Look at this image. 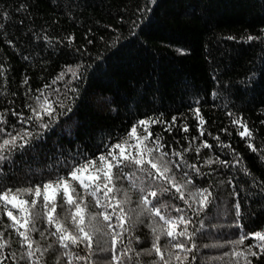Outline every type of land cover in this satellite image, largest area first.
I'll use <instances>...</instances> for the list:
<instances>
[{
  "label": "trees",
  "instance_id": "16d2710c",
  "mask_svg": "<svg viewBox=\"0 0 264 264\" xmlns=\"http://www.w3.org/2000/svg\"><path fill=\"white\" fill-rule=\"evenodd\" d=\"M0 25V113L7 121L0 125V143L9 133L30 134L26 144L17 141L23 148L3 153L8 158L0 161V192L41 189L40 197L24 195L23 199L36 200L32 214L38 231L31 235L46 249L42 264H56L57 260L67 264L68 257L62 255L66 251L88 255L83 245L61 248L57 236L52 235L55 226L47 223L43 185L60 179L76 188L78 195L73 199H79L87 210L86 230L93 231L88 225L101 229L93 237V252L97 240L108 241L105 246L110 247V236H103L107 222L101 216L96 221L91 217L111 214L112 207L105 205H115L127 192L131 202L123 207L132 219L124 227L131 231L125 232L122 240L127 245L131 239L129 247L135 252L129 251L132 259L126 255L122 264L158 261L154 254L144 255L143 249L154 239L152 227L163 225V221L147 211L139 215L143 209L138 206L142 195L156 190L158 196L149 199L161 207L166 218L184 216L191 221L187 231L193 240L178 241L196 244L194 252L186 253L187 264H237L225 256L233 250L230 242L242 233L264 230V0H156L155 4L151 0H0ZM248 36L258 39L247 41ZM61 73L63 79H58ZM37 97L40 102L47 98L55 108V118L46 128L40 127L49 121L46 114L41 113L42 121L29 119L33 115L29 106L38 107ZM197 109L205 120L203 136ZM173 118L176 123L170 132L165 131ZM142 120L161 121L148 126L153 136L145 143L151 146L152 140L160 137L163 151L169 153L165 159L180 164L179 168L170 165V175L182 186L184 200L170 184L150 178L128 163L113 168L115 190L109 200L98 192L101 206H97L89 194L92 188L85 192L71 180V172L89 161L99 163V157L111 151L119 155L115 145L125 140L127 154L135 155L137 141L129 134L137 127L138 133L145 135L139 127ZM234 120L242 121L252 137L241 138L243 128ZM184 126L188 132L182 131ZM217 136L219 140L214 139ZM204 142L212 148L203 147ZM250 143L258 152L251 151ZM173 152L181 153L183 160ZM210 159L218 162L209 164ZM219 161H228V166ZM193 164L199 174L188 167ZM189 178L192 184H187ZM197 189L212 193L204 208L193 199ZM57 191L54 218L75 232L71 222L74 208L65 202L62 189ZM237 201L241 203L243 229L235 226ZM7 207L20 216L11 205ZM0 218V232L11 242L5 254L15 252L19 264H28L19 260L25 249L17 243L21 237L15 230L6 227L11 221L3 207ZM111 222L120 223L115 216ZM113 230L119 232L120 228ZM176 242L161 238L166 253L170 243ZM257 243L249 239L236 247L243 251L252 245L255 251ZM123 245H117L118 252L124 250ZM106 255L110 254L101 257ZM250 259L253 264H264V257ZM72 264L87 262L73 258ZM239 264H243L242 258Z\"/></svg>",
  "mask_w": 264,
  "mask_h": 264
},
{
  "label": "snow or ice",
  "instance_id": "6c2138e0",
  "mask_svg": "<svg viewBox=\"0 0 264 264\" xmlns=\"http://www.w3.org/2000/svg\"><path fill=\"white\" fill-rule=\"evenodd\" d=\"M156 0H151L152 4H155ZM23 7V5L21 6ZM3 18H7V14H3ZM2 27V25H0ZM228 39H235L234 37H228ZM247 41H253L258 39V37L248 36ZM2 69H0V74H2ZM69 72L73 70L71 68L68 69ZM64 73H61L58 79H63ZM74 78L76 77V73H73ZM27 83V80L24 81ZM43 95V93L41 94ZM38 107H32L31 111L33 115L29 117V119H34L36 121L43 120V114H46L49 117V121L47 123H40V127L46 128L48 127V123L54 119L55 108L53 104L45 98L42 102H40V97H37ZM60 107H64L63 104H59ZM19 115L18 113H14ZM197 119L199 121V125L201 126L200 135H204L203 125L205 124V120L203 116L199 114V109L196 110ZM231 115V113H229ZM7 121L4 118V114L0 113V125L5 124ZM152 123H161L160 120L148 121L142 120L139 122V127L143 129L142 135L138 133L137 127H133L130 132V137L135 139L137 143L134 145L136 149L135 155H128V140H125L123 143H118L115 145V149L119 150V155L115 153V151L109 152L108 156H100L99 163L96 161H89L87 164L76 168L71 172V180L78 182L79 186L88 192V189L91 187L92 191L89 193L96 199V205L101 206L100 200L97 197L98 192H103L106 200H109V194L115 190V184L113 183V168L120 167L123 164L125 167L128 163L136 165L139 170L145 172V174L156 180H163L165 184H170L171 187L175 188L177 193H180L179 199L184 200V195L182 192V186L177 182L175 175H170L173 172L171 164H175L177 168L180 167V164L175 161L166 160L165 157L169 155L168 152L163 151V145L160 143V137H155L152 140L151 146L146 144L145 141H148L149 138L153 136V133L149 132L148 126ZM176 123L175 118H173L172 122L167 125L165 131H171L172 126ZM234 124H239L243 131L239 133L241 138H251L253 133L248 129V127L243 124L240 120H234ZM0 131H3L0 128ZM183 132H188L189 128L184 126L182 129ZM30 136L29 133L24 132L21 134H17L13 136L11 133L8 134L7 139H3L2 143H0V161L7 159L8 157L3 155L5 151H11L16 147L23 148L24 144H17L18 140H24L25 144L27 143V139ZM214 139L219 140L220 138L214 137ZM225 147H231L230 145H224ZM251 151L258 152V149L253 146L251 143L248 145ZM203 147L212 148V145L204 142ZM197 153H199V149H197ZM172 155L180 156L181 160L183 157L179 152H173ZM111 157V159H109ZM264 158V157H262ZM240 158L237 157V163H239ZM127 162V163H125ZM217 160H209V164L217 163ZM186 163V162H185ZM219 163L224 166H228V161H219ZM148 167H145V166ZM188 167L194 169L197 174L200 173V169L197 168L194 164L188 165ZM155 170L153 171L151 170ZM246 175H250V173L245 170ZM187 175V173H185ZM193 180L189 178L187 180V184H192ZM231 184V181H229ZM264 184V181L261 182ZM58 189H62L63 197L65 202L69 205H72L74 208V212L71 216L72 225L75 227L76 231L73 232L69 228L65 227L63 222H60L58 219L54 218V214L56 212V203L55 197L59 195ZM141 192H144L145 189L141 188ZM164 192L169 191L168 188L163 189ZM264 191V189H262ZM44 203L43 207L47 209L45 215L47 216V223L49 225L55 226V231L52 232L53 236H57L60 247L63 249H69L70 246L80 247L83 245L84 251L88 253V255H78L71 251H66L62 253L63 256L68 257L67 264H72L73 258L86 261L87 264H122V258L128 255L129 251L135 252V249H131L129 245L131 244V239L127 245H123L122 237L125 232H130L131 228H125L124 224L131 220L132 217L128 215L123 205L129 204L130 197L128 193H124V199L117 200L115 205H112L110 202L105 205L107 207H112V213L108 214L106 212L98 213L91 217L92 221L97 220V216H101L103 221L107 222L108 231L103 232V236H110V247H106L109 242L106 240H97L95 242V252H93L94 248V240L93 237L96 233H99L101 229L96 227L95 225H88V227H92L93 231L89 232L86 230L85 226V215L86 208L82 207V204L79 202V199L74 200L73 195L77 194V190L68 180L60 179L58 181L52 183H46L43 185ZM41 189L36 188L33 190L32 188H17L7 189L3 192H0V207L4 209V215H6L7 219L11 221V224L7 225V228H12L15 230L16 234L21 237V240L17 243L20 244L21 248H24L25 251L20 253L19 260L27 261L28 264H42L41 258L44 256L46 249H42L38 246L37 242L33 239L31 233L34 231H38L34 227L36 223V218L33 217L32 209L36 207V200L29 202L27 199H23L24 195H35L36 197L41 196ZM78 195V194H77ZM212 193L207 189H197L195 193H193V199L198 202L201 208L207 206L210 203L209 197H211ZM235 195H239L235 193ZM158 196V192L156 190L148 191L146 195H142L140 201L138 202V206L143 209L139 215H143L144 211H147L150 215L154 217H159L160 221H163V225L159 227H152V233L154 235V239L151 243L150 247L143 249V254L152 256L153 254L159 258V260H153L152 264H187L188 256L186 253L194 252L196 249V244L193 242L190 246L178 242L181 238H186L187 240H193V234L187 231L188 224L191 223L190 220H186L184 216H180L178 218H166L165 215L161 212V207L153 205L152 200L149 197L155 199ZM82 199V197H80ZM49 201H52L51 205H49ZM188 203V201H185ZM8 205H11L12 209H16L20 216L17 215L10 209H8ZM191 207V205H189ZM235 214L238 218L236 223V227L239 229H243V223L239 222V218L242 216L241 212V203L237 201L234 204ZM117 209H119V213H117ZM197 210V213H199ZM130 211H135L134 209ZM175 211L181 212L182 209L176 208ZM39 215V213H37ZM112 216L116 217V220L120 223L117 225L112 224ZM2 219V218H0ZM183 225L181 229L180 226ZM115 227H119L120 231L116 232L113 229ZM23 229V231H21ZM180 229V230H178ZM41 236H43V232H41ZM167 237L170 242L177 241L176 243H170L168 246L167 253L165 252V246L161 245V238ZM254 240L258 243L255 244V248L257 250H253V246L249 245L243 251L239 250V245H243L246 240ZM137 242H139V238H137ZM234 247L232 252L226 253L225 256L234 259L239 264L240 258L243 259V264H253L252 259L250 257H254L259 260L261 257H264V230L255 231L251 233H242L239 239L230 242ZM117 245H123L124 250L122 252H118ZM51 247V246H49ZM11 248L10 239H6L3 232H0V264H5V261L11 259L13 264H19L17 260V256L15 252H11L10 254H5V249ZM40 255L37 256L36 254ZM109 253L110 255H106L101 257V254ZM180 253H185V255H180ZM93 255L97 256V260H93ZM136 255H141L140 252H136ZM128 259L131 260L132 257L128 255ZM194 260L195 257L193 256ZM220 259H224V257H220ZM56 264H60V260L56 261Z\"/></svg>",
  "mask_w": 264,
  "mask_h": 264
}]
</instances>
